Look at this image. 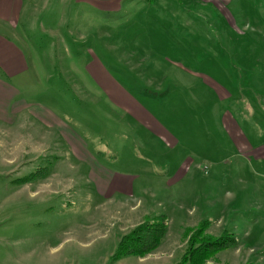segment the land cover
Returning <instances> with one entry per match:
<instances>
[{"label":"rangeland","instance_id":"1","mask_svg":"<svg viewBox=\"0 0 264 264\" xmlns=\"http://www.w3.org/2000/svg\"><path fill=\"white\" fill-rule=\"evenodd\" d=\"M112 2L33 0L15 33L35 61L29 101L69 121L104 172L138 186L131 197L104 198L92 182L100 167L77 161L57 137L38 133L35 145L18 147L31 136L0 129V264H175L202 224L205 235L235 241L209 264H264V161L235 153L227 128L232 119L253 147L264 143V133L250 131H260L252 113H264V0H197L210 18L194 0ZM182 7L194 17H182ZM104 75L168 137L146 129L128 97L96 95ZM161 218L166 233L155 251L111 261L125 235Z\"/></svg>","mask_w":264,"mask_h":264},{"label":"crops","instance_id":"2","mask_svg":"<svg viewBox=\"0 0 264 264\" xmlns=\"http://www.w3.org/2000/svg\"><path fill=\"white\" fill-rule=\"evenodd\" d=\"M32 1L33 0H0V28L6 32L4 33L0 31V129L10 130L11 134L17 132L21 138L24 137V134L25 136H31L30 140H17L16 145L18 147L24 144L28 147L35 145L34 139L35 135H38V133H41L42 135L44 134L47 137L51 136V138L53 136L57 137L58 141L53 142L55 144L59 142L63 143V145L67 147V151L70 150V153L76 158L77 161L87 164V160L90 159L94 165H97L95 168L100 167L102 169V171H99V168L97 174H94L92 170V182L96 191L104 195V198H110L114 194L119 193L130 195L131 197V193L134 192L138 186L136 185L135 180L132 179V176L120 175L116 173L113 174V172H104L108 170L103 166H99V163L94 159V155L92 154L91 156L89 151L88 154L84 148H82L78 141L79 137H77L71 131L73 128L68 126V123H70L69 121H67L62 116H57L52 110L46 108L40 102L35 101L34 99L29 101V98H34L35 93V61L31 56L30 46L27 47L26 42L21 37L16 36L15 30L20 23L23 8L28 7V9H30L34 7V5L31 4ZM115 1L116 0H113L112 2L113 8ZM194 1L196 2L197 0ZM205 4L200 3V6L198 7V2H196L195 6L203 16H208L210 18L211 7L206 9ZM177 5V7H179V4ZM108 6L106 8L107 10H109ZM192 6H194V2ZM185 9L186 8L182 7V9L178 11L182 17H194L193 12L191 13V11ZM70 14L72 16H76V12L73 14L70 12ZM71 15L64 16L67 17ZM183 22L185 23L184 20ZM206 27H209L208 24H206ZM6 34L10 35L7 36ZM94 66L96 70L99 68V65L96 62L94 63ZM50 76L51 75L49 74V77ZM201 76L203 75H200V77ZM96 77L99 76L95 75V78ZM203 77L208 82L207 85L205 84L203 86H206L210 89L213 88L212 90L217 92V96L220 101L228 98L229 95L226 89L221 88L219 84L215 82V80L207 78L206 76ZM49 80L50 78H46V81ZM75 80L78 79L76 78ZM57 81L58 82H56V85H54L56 88V92L54 94L58 96L59 93L62 92V83H65V81L60 79ZM202 81L204 82V79ZM176 83L178 84L179 81H176ZM47 84L48 88H50L49 83ZM75 84L76 81L73 82V86ZM97 84H99L98 86L100 87H98V92L96 95H98L100 92L104 96L111 98L114 96V94H118L119 97L124 98L123 100H126V97H128L129 102L137 110V115L142 120L139 121L145 124L143 126L145 128L146 126H152L154 130L157 129L159 141H162L160 138L168 137L166 130H164L163 127L157 123L156 120H154L155 118H152V116L146 110H144L141 106H137V104H135V102L131 100L129 96H126L125 90L122 89V86H118L113 81L112 77L106 75L101 76V78L97 79ZM180 85L182 88H184V85ZM159 88L160 87H158V90H161ZM80 89H82L81 86ZM187 89L188 88L186 87L185 90ZM92 93L93 90H91L90 94H83L80 92L78 95L74 94V97L83 96V98H91ZM129 107L130 105L128 104L127 108ZM122 109L126 110L125 107ZM123 116L126 117V114H123ZM251 119L253 120V124L258 125L260 129V131L256 132L253 127H250L251 134L260 137L261 133H264V113L262 112V116H256L254 113H252ZM227 121L230 122V124H227V128L233 135L231 143L235 145L234 152H241L264 161V143L262 144L260 140H256L258 141L259 145L253 147L248 142V137H243L244 135L240 134L235 121L232 119ZM144 127L143 129L146 130L147 128L145 129ZM70 128L71 130L68 131ZM74 129L76 128L74 127ZM126 129H131V127L129 126V128ZM122 133L124 134L125 131ZM50 146L48 145L46 152L50 151ZM165 183L173 184L172 180ZM12 264L20 263L17 260H13Z\"/></svg>","mask_w":264,"mask_h":264},{"label":"trees","instance_id":"3","mask_svg":"<svg viewBox=\"0 0 264 264\" xmlns=\"http://www.w3.org/2000/svg\"><path fill=\"white\" fill-rule=\"evenodd\" d=\"M203 224L188 240V247L175 264H209L208 261L218 252L235 245L233 238H213L205 235ZM166 233L164 219L144 222L125 235L117 244L111 261L115 262L127 256L144 258L155 251ZM254 264V263H248Z\"/></svg>","mask_w":264,"mask_h":264}]
</instances>
